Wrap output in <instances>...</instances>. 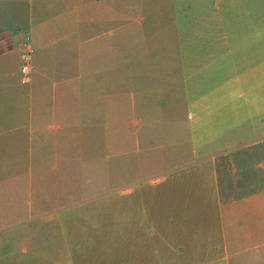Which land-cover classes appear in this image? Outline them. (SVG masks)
<instances>
[{
	"label": "crops",
	"instance_id": "0c3cea01",
	"mask_svg": "<svg viewBox=\"0 0 264 264\" xmlns=\"http://www.w3.org/2000/svg\"><path fill=\"white\" fill-rule=\"evenodd\" d=\"M167 2L0 0L7 264H264V0ZM254 83L253 142H144L192 103L234 132Z\"/></svg>",
	"mask_w": 264,
	"mask_h": 264
},
{
	"label": "rangeland",
	"instance_id": "374dc122",
	"mask_svg": "<svg viewBox=\"0 0 264 264\" xmlns=\"http://www.w3.org/2000/svg\"><path fill=\"white\" fill-rule=\"evenodd\" d=\"M168 0H144V7L152 6L157 13H164L167 11ZM161 19L162 16L160 15ZM164 21L165 19L161 20ZM162 26V25H161ZM253 86V88H252ZM225 90V88H223ZM237 92L246 91L247 100L238 97L235 100L237 104L238 114H237V125L234 132H225L223 129L215 131L214 126H210L208 130L202 131L200 129V124L198 123V113L197 105L193 104L186 109H183V106H178L177 110H180V114H176V122L180 120L179 127L185 124V129L175 128L173 131H163V132H143L144 133V142H152L153 144L159 142H206L210 137L216 139L219 136L218 142H253L256 140L257 133L252 131L251 121L255 122L256 126L262 118V83H254L250 85L239 84L237 86ZM251 97V98H250ZM205 101V100H204ZM222 103L225 100H221ZM246 103V104H245ZM227 106L224 107L223 112L226 110ZM234 116V115H233ZM178 119V120H177ZM185 122V123H184ZM222 127V125H221ZM218 129V128H217ZM201 130V131H200ZM203 132V133H202ZM206 136V137H205ZM206 138V139H205ZM217 142V141H215ZM112 189L120 187L119 178L112 179L110 181ZM11 230L9 226L5 228H0V239H5L7 231ZM15 244V259L14 264H65L63 262L64 258L55 259H30L25 258V253L22 252V247H29L31 244L25 238L16 239ZM55 243L48 242L46 245L51 246ZM7 246L5 243H0V264H7L8 257L6 256Z\"/></svg>",
	"mask_w": 264,
	"mask_h": 264
},
{
	"label": "built area",
	"instance_id": "2783aa9c",
	"mask_svg": "<svg viewBox=\"0 0 264 264\" xmlns=\"http://www.w3.org/2000/svg\"><path fill=\"white\" fill-rule=\"evenodd\" d=\"M21 70L24 74L28 73V71L30 70V63L28 61H24L21 66Z\"/></svg>",
	"mask_w": 264,
	"mask_h": 264
}]
</instances>
